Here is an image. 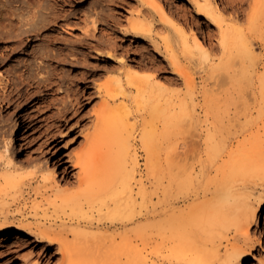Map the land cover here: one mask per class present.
Masks as SVG:
<instances>
[{
    "label": "rangeland",
    "instance_id": "obj_1",
    "mask_svg": "<svg viewBox=\"0 0 264 264\" xmlns=\"http://www.w3.org/2000/svg\"><path fill=\"white\" fill-rule=\"evenodd\" d=\"M1 1L4 3L8 2V0ZM21 1L17 3L12 2L13 4L11 3V5L20 4ZM68 1L70 4L67 3ZM169 1L170 0H167L166 3L170 5L171 1ZM182 1L189 3V0ZM217 1L223 9L224 16L226 17V24L224 23L223 29L219 28L215 23L207 21L206 17L203 15H195V17L190 16L186 18L184 20V27H182L185 30V26L188 27L190 24L197 28L196 30H198L201 41L200 46L203 48L207 47V49L210 51V54H208V52H201L203 48L200 50L198 47H194V45L196 46L195 42L197 40L191 37L190 46H187V50L185 46L181 45L177 41L169 42V44L172 43V49L167 52V57L158 56L157 58L153 55L155 51V44L152 43L151 40L138 34L130 33L126 30L130 26L131 20L139 17V15H137L138 9H144L143 6L141 7L139 5L138 0H131L128 3L125 0H23V3H21L22 6L24 2H28L29 7H31L33 4L34 6L31 8L34 9L36 6L38 9L35 7V10H38L39 12L42 11L43 13L44 11L48 10L46 12L47 14L49 11V13H52L55 10L54 8H56L55 12L58 11V13H56L60 16L57 21L52 24L54 26L51 25L50 28L47 27L43 29L42 34H46L45 37L41 34L42 37L40 36L39 39L29 42L25 50L26 52L22 51L10 59H2V56H4L3 53L9 49L10 43L7 42L5 38V40H0V131H3L2 133L4 134V138L7 141L9 140V146L11 145L9 151H7L8 155L11 158L14 157L12 159L15 161L19 160L18 162H21V165L23 163L22 166H19L21 169L18 168L16 171L18 173H16V178L13 179L10 176H4V172L6 171H4L2 165L0 167V212H9L12 215L10 216V220H15L16 223H19V221H22V219H24L25 223H42L50 218V221L53 223V233L60 234L63 237L66 236L68 240L73 241L75 238L73 231L63 229V225H69L73 221L71 218L72 212L71 210H62L58 207L63 196L69 193L62 189L68 185H72L71 190L68 191L77 192L80 189L86 187V185L78 186V172L80 166L77 165V162H80L81 159L88 160L91 157V152L89 151L90 147L86 141V138L89 137V134L91 135L94 133V131L96 132L97 126L99 125L96 122H99L98 114L99 116L104 115V117L106 116L108 118L116 114L122 118L123 112H127V109H129L130 116L128 123L131 126L128 132L124 130V134L122 135L123 138L129 137L127 138V145L129 147L128 152H125V149L123 150V148L118 146L115 141L112 142V161L110 162L112 171L109 169L107 178L102 180L101 183L92 182L90 184L88 193L89 195H86V199L90 198L89 200L98 203L102 201H107L110 203H114L117 200L125 201L130 198L129 188L132 187L134 197H136V207L124 210L123 212H120L119 215H113L114 217H110L108 219L103 218L102 221H99V226L85 227L84 232L82 231L78 234V238L79 240L84 238L91 244V247L89 248L90 258L88 263L96 258L98 259V264H101L104 261L111 262L116 260L128 262V264H143L140 258L145 255L148 260V264H191L190 261L186 260V258L188 259V256H185V252L186 250L190 251V249L194 247L195 244L198 245L199 241L202 239L199 235V226L193 224L195 223L193 216L195 214L198 215L199 213H193V215H189V210L188 214H186L187 211H185L184 207L188 203H198L200 199L202 205L209 204L208 202H210V199L214 197V189H218L219 187L231 182H234L239 188H241L242 191H249L248 193H251V196L253 195V197H255L263 190L262 188L264 182V137L262 136L264 135V38H262V36H264V26L258 27L260 24L264 25V21L258 23L255 29L256 32L254 31V27L252 30H250V22L247 23L249 21L248 14L252 11L249 6L255 5L256 7L258 5V7H260L262 4V8L260 7L261 13H259L260 16H258L259 18L264 13V0ZM244 2L246 4L243 6L242 4ZM2 3L0 2V5ZM247 3H249V5ZM40 5L42 7H40L39 10ZM28 6L27 3L24 4V7ZM94 6L98 9H96L97 11L94 10ZM171 6L174 7L173 9H175L176 12H181V2L173 1ZM46 7L47 10H45ZM62 7L63 9L59 11V8L61 9ZM253 8L254 7H252V9ZM244 9L247 11L246 16ZM62 11L64 12L63 14ZM237 12H240L241 16H244L241 18L242 20H240V22H236L235 20ZM88 13H92L91 15L93 16H96V14L99 13V16H101L100 20L102 21L99 30L100 33L99 31L97 32L99 33L97 34L99 41H97L98 39L95 37H91V48L89 47V49L87 48L88 50H84V53L86 52V58L88 57V61L90 60V63L88 62L89 66H77L73 62L68 60L65 61L61 58H56L52 61L45 60L46 62L43 61V64L45 65L43 69L45 70L48 66H50V64L46 65L47 63H51V66L54 70H52L51 66L48 67L47 70L56 71V76L54 77L56 84L53 86L54 88L50 85H47V87L41 86L42 88L38 96L29 95V97L27 94L25 96L23 95L19 97L20 93L23 91L22 89L26 87L29 88V86L25 87V83L19 82L21 81L20 78L22 79L23 76L25 77V75H21V77L18 75L22 74V72L24 74V69H26L25 63L32 58L30 52H32L36 46L34 45L35 42L36 44L38 43L37 46L47 42L45 45L52 49L53 46H56L57 48H54L56 51L60 47L62 48L59 50L63 51L71 49L69 56L72 58L74 55L72 51L74 44L70 39H72V41L75 40L79 35H82V30L84 28L91 25V23L88 22L87 25L84 24L85 22L82 19V15L85 16V14ZM3 14H5L7 17ZM0 15L1 17L5 16L3 17L4 19L6 18L5 21H3L4 19L2 18V21L0 20L2 23H0V26H3L5 29H7L4 30L2 27L0 29V33H2L4 31H8V28L11 29L17 20H14V14H6V12L3 10L0 12ZM8 15L10 16V20ZM141 17L145 20L146 25L153 29L157 43L164 47L166 45L168 36L172 34V25L170 23H165L159 15L153 19L146 9L143 10ZM91 18L92 16L89 17V19ZM11 20L13 22L12 24L9 23V25H11L9 26L7 21L11 22ZM77 20L80 21L78 22ZM75 21L79 24H77ZM235 23L236 26L234 25ZM238 25L246 28L248 31L247 34H249V39L252 37V34L253 36L255 35L253 40L250 39V41L248 39L250 43L252 42L253 46L258 52V58L256 59L255 65H253L251 60L248 58V55L242 54L249 48V46H242L241 44L239 45L234 39L236 30L239 27ZM51 33L52 35H50ZM108 33L112 35H109ZM55 34L57 37H55ZM108 35L110 37L113 36V38L109 37L110 40H113L114 37L117 36V38L114 39V45H112V40L108 41ZM51 36H53V38L55 37L56 39L58 37L59 38L57 40L55 38L52 40L53 38H50ZM102 36H106V41H103L104 37ZM61 39H64V41ZM41 40L43 42H41ZM115 40L118 45L117 48H115ZM67 41H69V43H67ZM93 42L96 46L93 44ZM109 42L112 43V48ZM104 43L107 45L106 47ZM70 46L73 47L70 48ZM113 49L117 51L113 52ZM207 49L206 51H208ZM99 50L101 53H99ZM109 50L114 53L115 56H118H116L115 59L108 57L106 53ZM235 50L239 53L237 54ZM90 52L92 55H90ZM121 56L122 58H125L121 59ZM150 57L154 58V60L151 62H149ZM22 58H25L23 59L24 62L23 60H20ZM121 60L125 61V67L121 65ZM161 61H164L165 63H176L183 68L184 74L181 75L177 72H174L171 67L157 72V68L159 67L158 64ZM52 63L56 69L53 67ZM100 63H104L103 67L101 66L102 64L100 65ZM105 64L108 65L106 66ZM131 64L133 66L135 65L134 67L136 68L139 67L138 69L140 72H134L138 73L137 75L140 74L143 77L146 75V77H149V74H152L151 71L153 73H159L157 75V79L163 81L166 88L164 90H161L160 88V93L158 92V89H156L154 94L156 96L161 95L160 103H164L163 98L168 97L170 100L169 108L171 109H168V112L170 115H172L173 120H169L171 123H168L167 120L164 121L162 116L163 110L160 111L159 108L154 110L150 107V105H142L140 107L138 106V104H141L135 100L138 94L137 92L139 91L136 89L135 84H130V88L127 89L126 93H118V99L116 102L120 103L121 105L123 104L124 106L120 105V108H117L116 112L112 110L109 111V104H111L112 101L110 102L108 100L107 102H104L105 96L98 94L99 92L96 89V84L100 83L101 81L106 83V86L113 84L114 75L120 71L118 67H121V70L130 68V71H132L134 69L132 68ZM141 64H144L143 67ZM98 65H100V67H98ZM110 66L117 67V71H115L116 69L114 67L110 69ZM15 68H18L19 70ZM44 70L42 71L45 75L47 70H45V72ZM98 72H102V74L104 73V77L103 75L101 77H97L98 74L93 75V73ZM125 72L127 73V70H125ZM25 74L27 75V72ZM140 75L139 77H141ZM85 76L87 77L88 81L90 78L89 83L87 80H85ZM91 77L94 78L93 83L96 84L95 86L94 84L91 85L87 91L86 87L89 84H92L93 81ZM107 78H112L113 83ZM2 79L4 81H2ZM16 81L20 83H18L20 88H16ZM124 82H126L125 85H127L126 79ZM4 83L10 84L7 87H2L4 86ZM6 89L8 96L4 100L3 97L6 94L4 93V90ZM243 89L245 91H243ZM94 90L97 93H95ZM11 91L12 93H10ZM90 91L93 96H89L91 95ZM165 95L167 96L165 97ZM1 96L3 97L1 98ZM79 99H83L85 104L78 107L75 102L77 103ZM122 101L123 103H121ZM101 103H103V105H101ZM175 103L177 105H175ZM142 104H146V102H142ZM180 104L182 105L180 106ZM68 105L71 107L74 106L76 110L74 107L70 108ZM183 105H185V107ZM161 108L163 109V107ZM125 109L126 111H124ZM112 112L114 114L110 115ZM174 116L179 119V125L175 123L176 118ZM253 136L255 138H253ZM259 139L260 141H258ZM250 140H253V142L250 143ZM254 142H260L259 144L261 147L257 149L254 148ZM2 144L0 143V149L1 151H5L6 148ZM246 145L249 146V149ZM215 146H217L216 151ZM174 147H177L175 149L176 152L174 150L176 153L175 156L172 151ZM212 147H214V149ZM102 150L103 149L100 151ZM170 151H172L173 154ZM251 152L253 153V156ZM167 153L171 156H166ZM260 153L262 155H260V157L259 155L257 156V154ZM177 154L179 156H177ZM210 158H212L211 161H209ZM236 158L243 162V171L241 169L235 171L233 166H231L233 165L232 163H234ZM168 160L169 162H167ZM261 160H263V162H261ZM255 161L260 165L255 164ZM185 163L189 165L187 166ZM170 164H172V167H177L172 169ZM178 165L181 168L178 167ZM254 165L255 168L253 167ZM159 166H161L160 170ZM169 167L171 168L170 170L168 169ZM249 167L252 168L250 169ZM261 167L262 169H260ZM118 168H120V171H118ZM157 168L158 171H160L158 174V171H155ZM178 168L184 173H180ZM182 168L184 169L182 170ZM50 169H52V171L54 170L53 173L55 179L53 181L46 177L47 173L51 171ZM214 169H216V171ZM174 170L179 175L175 173V176ZM228 170L229 172L226 173ZM118 172L119 174H117ZM155 172L156 174H154ZM196 172L200 174H197ZM232 172L234 173L231 174ZM225 174L227 175L224 177ZM213 175L216 176L214 177ZM169 176L170 179H172V183L170 184H173L172 187L169 185L168 189H166V193L164 194L162 192L163 187L161 186V188L158 190V193H156L155 190L157 183L159 181H163L164 184H167ZM188 176L191 180L188 178ZM213 177L214 179H212ZM210 178L213 182L209 180ZM178 179L182 181L180 182ZM193 179H195V182L192 181ZM197 180L200 182H197ZM188 181L189 183H192L188 184ZM196 182L197 184H195ZM106 183L108 184L106 185ZM218 183L219 187L217 185ZM104 186H106L105 189ZM167 186L168 185H166V188ZM188 186L189 188H187ZM36 187L38 189H36ZM102 187L103 190H101ZM82 195L83 194H81V196ZM83 197L85 196L83 195ZM203 201L205 202L202 203ZM155 206L161 209V211L164 208L167 210L160 215L156 212V215H152L149 218H142V216H144L147 211L152 214ZM180 209L184 210L185 212H179ZM202 210L203 209L199 211ZM132 213L136 215L133 221L128 219L127 216L128 214ZM172 214L173 216H171ZM174 216L175 219L173 218ZM259 217L260 222L254 223L252 226V236L256 238V250L254 251L257 254L260 253L258 256L261 259H264V207L260 211ZM105 220L107 223H104ZM184 230H187V232H184ZM216 230L218 231H216V247L219 245L218 247L220 248V251L218 252V255H216L215 263L212 264H221L222 257L220 256L224 254L227 237L233 238V236L238 234L239 231L236 229L235 225H230L224 229L221 228ZM188 231L190 232L189 235H192L190 237V243H184L181 248L180 246L174 247L173 240L176 237L188 235L186 234L189 233ZM10 232L15 233L13 230ZM10 232H8V230H2L0 232V264H25V261H28L29 259L31 260H29L26 264H74L72 261H69L68 257H63L62 253L59 251L60 249L58 244H56V248H54V245L51 246L46 243V241L39 242L36 237L28 234V232L27 234L25 233L22 235L23 238H21V240L23 242L19 239L15 242V244H13L11 243L12 241L2 239L4 234H10ZM96 232L98 235H93ZM102 234L106 235V239L105 236H102ZM112 237H115V242L111 240ZM123 237H128L130 241L123 245H118L117 243ZM221 237L222 239L219 240ZM194 240L195 242H193ZM6 243L9 245H6ZM140 248H143V250L140 251ZM179 250L181 255L178 252ZM31 253L33 257L31 256ZM58 254L60 259L56 258L58 257ZM28 255L30 257H28ZM138 256L140 258H138ZM48 258L49 260H46ZM245 261H250V263L253 264L260 263L258 259H254L251 256L246 257Z\"/></svg>",
    "mask_w": 264,
    "mask_h": 264
},
{
    "label": "bare ground",
    "instance_id": "obj_2",
    "mask_svg": "<svg viewBox=\"0 0 264 264\" xmlns=\"http://www.w3.org/2000/svg\"><path fill=\"white\" fill-rule=\"evenodd\" d=\"M21 0H8L7 3H4L3 1L0 0V2L2 3L0 5V12L5 11L6 14L9 13V14H14L15 15V21L16 23L13 25V27L11 29H9L8 27V31H4L2 33H0V40L3 39V40H7V42H9L8 45L9 46V49L3 53L4 56H2V59H10L12 57H15V55H17L18 53L22 52V51H25L26 50V47L27 45L29 44V42H32V40H36V39H39V37L41 36L42 34V31L43 29L49 27L55 22L57 21V19L59 18L60 15H58V11L55 12L56 8H54L55 10L52 12V13H49L48 14L46 13L48 10H47V7L45 10L47 11H44L42 13V11H38V10H35V7L34 9L31 8L33 7L34 5L32 4L31 7L28 6V2L27 3V6L29 7H24V4H26L24 2L23 6L21 3H23V0L21 1V5L20 4H17V5H11V3H17V2H20ZM25 1V0H24ZM27 1V0H26ZM64 1V0H63ZM124 1V0H123ZM128 2H130L131 0H125ZM139 1V5L142 7H144V9L147 10V12L149 13L150 16L154 18H156L158 15L160 16V18L165 22V23H170L172 25V34L168 36V39L166 41V45L163 47L161 44L157 43L156 41V36H155V33L153 31L152 28H149L147 25H146V22L145 20L141 17L142 15V12H143V8H139L138 11H137V15H139V17H137L136 19L134 20H131V23H130V26L126 29L128 32L130 33H135V34H138L140 36H143L145 38H148L149 40L152 41V43L155 44V51L153 53L154 56H156L158 58V56H165L167 57V52L170 51L172 48V43L169 44V42H173V41H177L179 42L181 45L185 46L186 47V50L187 48L190 46V41H191V37L195 40H197L195 43H196V46L194 45V47H198L200 50H202V46L201 45V41H200V38H199V33H198V30H196L197 28H195L193 25H188L185 26V30L184 28V20L190 16L192 17H195V15H203L204 17H206V20L209 21V22H212V23H215L216 25H218L219 28L223 29V25L226 21V17L224 16V11L223 9L221 8V6L219 5L218 1L217 0H189V3L187 2H183L182 0H170L171 3L173 1H177V2H181V6H180V10L181 12H176L175 9H173L174 7L171 6V3L170 5L166 3L167 0H138ZM169 1V2H170ZM243 1V0H242ZM115 2V1H114ZM136 2V1H135ZM257 2V1H256ZM255 2V3H256ZM12 3V4H13ZM66 3V2H65ZM69 3V1L67 2ZM74 3V2H73ZM240 3V2H239ZM70 4V3H69ZM244 4H246L245 2L242 4L244 6ZM249 5V3H247ZM251 4V3H250ZM175 5V4H174ZM26 6V5H25ZM53 6V5H52ZM63 6V4H62ZM40 7H42L41 5L39 6V10H40ZM45 7V6H44ZM95 7V6H94ZM176 7V5H175ZM251 8V12L248 14V19L249 21L247 23L250 24V30H252V28L254 27V31L256 32V26L258 25L259 22L261 21H264V13L262 14L261 17L258 18V16H260L259 13L260 12V7L262 8V4L260 5V7H258V5L255 7V5H251L249 6ZM252 7H254L252 9ZM89 8V7H88ZM112 8V7H111ZM36 9H38V7H36ZM49 9V8H48ZM63 7L60 9L59 8V11L62 10ZM97 8L95 7L94 10H96ZM42 10V9H41ZM44 10V8H43ZM50 10V9H49ZM52 10V8H51ZM98 10V9H97ZM96 10V11H97ZM245 10V16H246V9ZM250 11V10H249ZM241 12V11H240ZM240 12L236 14L235 16V20L236 22H240V20H242L241 18L244 17V16H241ZM244 12V11H243ZM64 12L62 11V14ZM69 13V12H68ZM60 14V13H59ZM61 14V15H62ZM81 14V13H80ZM79 14V15H80ZM83 14V13H82ZM92 14V13H91ZM91 14H85L82 15V19L84 20V24H88V23H91L90 26H87L86 28H84L82 30V35H79L75 40L71 42L74 44V47L73 46H70L74 48H72V51L74 53L73 57L71 58L69 55V53L71 52V49H68L67 51H63V50H59L60 48L62 47H58L59 49H57V51L54 49V48H57L56 46H53V49L50 48L49 46L45 45L47 42H45V44H42L40 46H37L38 43L34 45H36L34 47V49L32 50L31 53V56L32 58L30 59L29 57V61L25 63L26 65V69H24V74L22 72V74L18 75L21 77V75H25V77L23 76V78L19 81L21 83H25V87L26 86H29L22 89L23 90L19 97L20 96H25L28 94L29 95H34V96H38V94L40 93V90H41V86H44V87H47V85H50L51 87H53L55 84H56V81H55V72L56 71H52L54 70L51 66V63H47L46 65L50 64L52 70H47L48 67L50 66H46L47 68L45 70L46 73L45 75L43 74V71L44 70L43 68L45 67V65L43 64V61L45 60H55L56 58H61L62 60H65V61H71L73 62L74 64H76L77 66L79 65H83L84 67L86 66H89L88 64L90 63L88 61V57L86 58L85 56V53H84V50L85 49H89V47L91 46V41H90V38L92 37H95L96 39H98L97 41H99V38H97V34L100 33V25L102 23V21L100 20V17L99 16V13L96 14V16H93ZM5 15V14H3ZM69 15V14H68ZM109 15V14H108ZM244 15V14H243ZM6 16V15H5ZM3 16V17H5ZM9 16V15H8ZM67 16V15H66ZM91 19H89V17H91ZM3 17H1L0 15V20L1 18L4 19ZM7 17V16H6ZM14 17V16H12ZM113 17V16H111ZM9 20H10V16L8 17ZM117 18V17H116ZM6 19V18H5ZM5 19L3 21H5ZM62 19V18H61ZM77 19V18H76ZM81 19V18H80ZM114 19V18H113ZM118 19V18H117ZM244 19V18H243ZM8 20V19H7ZM82 20V21H83ZM2 21V20H1ZM0 21V23H1ZM78 21V20H77ZM80 21V20H79ZM78 21V22H79ZM81 21V22H82ZM8 22V25L9 23L12 24V20L11 22L7 21ZM76 22V21H75ZM78 22H76L77 24H79ZM80 22V23H81ZM88 22V23H87ZM231 22V21H230ZM2 24V23H1ZM7 24V23H5ZM4 24V25H5ZM83 24V26H84ZM109 24V23H108ZM226 24V23H225ZM186 25V24H185ZM236 26V23L234 24ZM241 25V24H240ZM247 25V24H246ZM11 26V25H9ZM54 26V25H52ZM239 26V25H238ZM244 26V25H243ZM260 26H264V25H258V27ZM3 26H0V29L2 28ZM76 27V26H75ZM80 28V27H78ZM4 30H7L3 27ZM53 29V28H52ZM82 29V28H81ZM50 30V29H49ZM56 30V29H55ZM58 30V29H57ZM46 31V30H45ZM99 31V33H97ZM102 31V30H101ZM126 31V32H127ZM57 32V31H56ZM81 32V30H80ZM251 32V31H250ZM44 33V32H43ZM248 31L246 30V28H243L241 26H239L236 30V33H235V37L234 39L238 42V44L242 45V46H249V48L247 50H245V52H243L242 54H245V55H248V58L251 60V62L253 63V65L256 64V59L258 58V52L256 50V48L253 46L252 42L250 43L248 41V36L249 34H247ZM53 34H54V31H53ZM57 34V33H56ZM55 34V37H57ZM60 34V33H59ZM109 34V33H108ZM255 34V33H254ZM43 35V34H42ZM46 35V34H45ZM45 35H43L45 37ZM52 35V33L50 34ZM102 35V34H101ZM109 35H112V34H109ZM107 36L108 39L110 36ZM100 36V35H99ZM98 36V37H99ZM255 36V35H254ZM252 34V37L250 35V39L253 40V38H255ZM42 37V36H41ZM54 37V38H55ZM61 37V36H60ZM104 37V36H102ZM113 38V36H111ZM110 37V38H111ZM5 38V39H4ZM49 38V36H48ZM50 38H53V36H51ZM54 38L52 40H54ZM59 38V37H58ZM57 38V39H58ZM101 38V37H100ZM106 36L104 37V40L103 41H106ZM117 38L114 37V39ZM262 38H264V36H262ZM41 39V38H40ZM44 39V38H43ZM56 39V38H55ZM56 39V40H57ZM74 39V38H73ZM102 39V38H101ZM114 39L112 40L113 44L110 43V46L111 44L114 45ZM249 39V40H250ZM62 40V39H61ZM92 40V39H91ZM110 39L108 41H111ZM134 40V39H133ZM45 41V40H44ZM64 41V39L62 40ZM96 41V42H97ZM107 41V42H108ZM200 41V42H199ZM251 41V40H250ZM5 42V43H7ZM40 42V41H39ZM41 42H43L41 40ZM55 42V41H54ZM116 42V40H115ZM51 43V42H50ZM64 43V42H63ZM67 43H69V41H67ZM71 43V44H72ZM102 43V41H101ZM198 43V44H197ZM52 44V43H51ZM72 44V45H73ZM94 44V42H93ZM119 44V43H118ZM45 45V46H44ZM50 45V44H49ZM68 45V44H67ZM95 45V44H94ZM100 45V44H99ZM105 45V43H104ZM116 47H118L117 45V42H116ZM203 45V44H202ZM6 46V45H5ZM62 46V45H61ZM65 46V45H64ZM93 46V45H92ZM96 46V45H95ZM98 46V44H97ZM107 45H105L106 47ZM109 46V45H108ZM188 46V47H187ZM94 47V46H93ZM92 47V48H93ZM104 47V46H103ZM102 47V48H103ZM5 48V47H4ZM8 48V47H7ZM66 48V47H65ZM91 48V47H90ZM97 48V47H96ZM112 48V46H111ZM109 48V49H111ZM148 48V47H147ZM205 48V47H204ZM201 51V52H204V53H207L210 54L209 52V49H207V47L205 48V50ZM64 49V48H63ZM67 49V48H66ZM87 49V50H88ZM101 49V48H100ZM190 49V48H189ZM197 49V48H196ZM206 49L208 51H206ZM91 50V49H90ZM199 50V51H200ZM239 50V48H238ZM243 50V49H242ZM5 51V50H4ZM113 52L117 51L115 49L112 50ZM174 51V50H173ZM190 51V50H189ZM236 51V50H235ZM26 52V51H25ZM153 52V51H152ZM88 53V51H87ZM99 53L100 50H99ZM105 53V51H104ZM236 53L238 54L239 52L236 51ZM235 53V54H236ZM241 53V52H240ZM2 54V55H3ZM26 54V53H25ZM108 55V57L110 58H116V55L114 53H112L110 50L106 53ZM105 54V55H106ZM84 55V56H83ZM87 55V54H86ZM89 55V54H88ZM90 55H92V53L90 52ZM121 55V54H120ZM98 56V55H97ZM26 57V56H24ZM104 57V56H102ZM153 57V56H152ZM150 57L149 58V62L153 61L154 58ZM27 58V57H26ZM98 58V57H97ZM121 59H124L125 57L122 58V56L120 57ZM242 58V57H241ZM1 59V58H0ZM25 58H22L20 60H23ZM111 59V60H112ZM118 59V57H117ZM2 60V62H3ZM58 61V60H57ZM110 61V60H109ZM19 62V61H18ZM22 62V61H21ZM24 62V60H23ZM46 62V61H45ZM89 62V63H88ZM102 62V61H101ZM106 62V61H105ZM104 62V63H105ZM244 62V60H243ZM242 62V63H243ZM54 63V61H53ZM52 63V65H53ZM59 63V62H58ZM104 63H100V65L103 67ZM117 64V63H116ZM145 64V63H144ZM143 64V65H144ZM23 65V64H22ZM21 65V66H22ZM91 65V64H90ZM100 65H98V67H100ZM106 65V64H105ZM108 65V64H107ZM106 65V66H107ZM121 65L122 66H126L125 64V61L124 60H121ZM132 65V64H131ZM140 65V64H139ZM142 65V64H141ZM142 65V67H143ZM117 66V65H115ZM113 66L115 69L117 67ZM119 66V65H118ZM128 66V65H127ZM135 66V65H134ZM132 65V68L134 70L130 71V68H125L123 70H121L122 68L121 67H118V69H120L119 73H116V75H114V83L112 82V78L109 79L111 80L110 82H112L113 84H110L109 86H106V83H103L102 81L100 83H95L96 84V89L97 91L99 92L98 94L100 95H104L105 96V101L104 102H107L108 100L111 102V104H109V111L112 110V111H117L116 109L117 108H120L119 106L121 105L120 103H117V99H118V93L119 92H123L126 93L127 89L130 88V84H135L136 85V89H138L139 91L137 92V96L135 98L136 101H138V103H140L141 105L138 104V106H147V105H150V107L152 109H156V108H159L160 111L163 110V113H162V116L164 118V121L167 120L168 123H171L169 120H173L172 119V115L169 114L168 112V109L170 110L171 108H169V105H170V100L167 98H163L164 99V103H160L161 101V95H158L156 96L154 94L155 90L158 89V92L160 91L159 89L161 88V90H164L166 87H165V83L163 81H160V79L158 80L157 79V75L159 73H153L151 71L152 74H149V77H146V76H140L142 77H139V75H137L138 73L136 72H140V70L136 67H134ZM138 66V65H137ZM158 68H157V72H160V71H163V70H166L168 67H171L174 72H177L181 75L184 74V70L181 66L177 65L176 63H165L164 61H161L159 64H158ZM54 67V65H53ZM112 66H110L109 68H113ZM258 67V66H257ZM22 68V67H21ZM50 68V69H51ZM55 68V67H54ZM82 68V67H81ZM108 68V67H107ZM12 69V68H11ZM15 69H18V68H15ZM56 69V68H55ZM84 69V68H83ZM86 69V68H85ZM99 69V68H98ZM109 69V70H110ZM248 69V68H247ZM19 70V69H18ZM44 70V72H45ZM92 70V69H91ZM125 70H127V73L125 72ZM23 71V70H21ZM90 71V70H89ZM105 71V70H104ZM114 71V69H113ZM117 71V69L115 70ZM130 71V72H129ZM136 71V72H134ZM17 72V71H16ZM27 72V75L25 74ZM47 72H48V75H47ZM83 72V71H82ZM85 72V70H84ZM83 72V73H84ZM103 72V71H102ZM102 72H98V73H93V75H97V77H101L103 74ZM14 73V72H13ZM90 73V72H89ZM107 73V72H106ZM112 73V72H111ZM57 74V73H56ZM92 74V73H91ZM90 74V75H91ZM113 74V73H112ZM111 74V75H112ZM92 75V76H93ZM106 75V74H105ZM108 75H109V72H108ZM113 76V75H112ZM1 77V76H0ZM86 77V76H85ZM94 77V76H93ZM96 77V78H97ZM104 77V75H103ZM58 78V77H57ZM17 79V78H16ZM61 79V78H60ZM91 79H93L92 81V84H87L88 86L86 87L87 88V91L88 89L91 87V85H93L94 83V78L91 77ZM99 79V78H98ZM106 79V80H107ZM126 79L127 81V85L126 82H124V80ZM57 80V79H56ZM63 80V79H62ZM87 80V77L86 79ZM105 80V81H106ZM2 81H4L2 79ZM18 81V80H17ZM16 81V82H17ZM88 81V80H87ZM89 81H90V78H89ZM88 81V83H89ZM100 81V80H99ZM187 81V80H186ZM190 81V79H189ZM19 82L16 83V88H20L19 87ZM98 82V81H97ZM107 82V81H106ZM3 83V82H2ZM19 83V84H18ZM71 83V82H70ZM108 83V82H107ZM190 83V82H189ZM10 84V83H9ZM8 83H4V86L2 87H7L9 85ZM59 84V83H58ZM94 84V86H95ZM263 84V83H262ZM14 85V84H13ZM18 86V87H17ZM54 88V87H53ZM262 88V87H261ZM3 89V88H2ZM52 89V88H51ZM93 89V88H92ZM90 89V90H92ZM95 89V88H94ZM12 90V89H11ZM15 90V89H13ZM17 90V89H16ZM43 90V89H42ZM168 90V89H167ZM208 90V89H206ZM3 91V90H2ZM5 91V92H4ZM3 92L6 93L3 96H1V98L3 97V99L5 100L8 96L7 94V89L4 90ZM55 91V90H54ZM95 91V90H94ZM131 91V90H130ZM129 91V92H130ZM243 91H245L243 89ZM19 92V91H18ZM17 92V93H18ZM43 92V91H42ZM128 92V93H129ZM164 92V91H163ZM212 92V91H211ZM214 92V91H213ZM12 93V91L10 92ZM95 93H97L95 91ZM157 93V91H156ZM160 93V92H159ZM90 94L89 96H93L91 91H90ZM161 94H162V91H161ZM248 94V92H247ZM3 95V94H1ZM169 95V94H168ZM246 95V93H245ZM262 95V94H261ZM26 96V97H28ZM88 96V97H89ZM167 95H165L166 97ZM12 97V96H11ZM9 97V98H11ZM30 97V96H29ZM28 97V98H29ZM33 97V96H32ZM77 97V96H76ZM75 97V98H76ZM79 97V96H78ZM120 97V96H119ZM134 97V95H133ZM170 97V95H169ZM172 97V96H171ZM247 97V95H246ZM92 98V97H91ZM103 98V97H102ZM13 99V98H12ZM19 99V98H18ZM17 99V100H18ZM78 99V98H77ZM103 99V100H104ZM3 100V101H4ZM87 100V99H86ZM101 100V98H100ZM2 101V100H1ZM74 101V100H73ZM71 101V102H73ZM76 101V99H75ZM74 101V102H75ZM83 101V102H82ZM134 101V99H133ZM173 101V100H172ZM66 102V101H65ZM70 102V100H69ZM100 102V101H99ZM142 102H146V104H142ZM184 102V101H183ZM117 103V104H116ZM123 103V101L121 102ZM177 103V102H176ZM175 103V105H177ZM69 104V103H68ZM72 104V103H71ZM75 104L79 107V106H82L84 105V100H78L77 103L75 102ZM101 105H103V103H101ZM113 105V106H112ZM123 105V104H122ZM121 105V106H122ZM126 105V104H125ZM137 105V104H136ZM173 105V104H171ZM182 104H180L181 106ZM70 106V105H68ZM124 106V105H123ZM127 106V105H126ZM185 107V105H183ZM74 107V106H72ZM70 106V108H72ZM128 107V106H127ZM163 107V109L161 108ZM172 107V106H171ZM69 108V109H70ZM122 108V107H121ZM75 109V107H74ZM124 109V108H123ZM76 110V109H75ZM121 110V109H120ZM180 110V109H179ZM122 111V110H121ZM126 111V109L124 110ZM173 111V109H172ZM181 111V110H180ZM108 112V111H107ZM123 112V111H122ZM156 112V111H155ZM158 112V110H157ZM156 112V113H157ZM171 113V112H170ZM184 113V111H183ZM111 114H114L113 112L110 113ZM129 109H127V112H123V117L121 118L120 116L114 114L113 116L111 117H104V115H101L99 116L98 114V117H99V122L96 121L99 125L97 126V129H96V132L94 131L93 134H89L88 138H86V141L87 143L89 144V151L91 152V157L88 159V160H80V162H77V165L80 166V169H79V176H78V186H82V185H86V187L80 189L79 191H68V190H71V187L72 185H68L67 187L63 188L62 190L64 191H67L69 192L67 195L63 196L62 198V201L61 203L58 205L59 208H61L62 210H71V214H72V219L73 221L71 222V224L69 225H63V229L64 230H72L73 233H74V240L71 241V240H68L65 237H63L62 235L60 234H56V233H53V223L50 221V218H48L47 221H44V222H36V223H30V222H24V219H22V221H19V223H16L15 220H10V216H12L9 212L7 211H1L0 212V232L2 230H8V232H10L11 230L15 231V233H11L10 234H4V237L2 239H5V240H9V241H12L11 243L15 244L16 241H18L19 239L21 240V238H23V234H31L33 237H36V239L39 241V242H44L46 241V243H48L49 245H56L58 244L59 246V251L62 253L63 257L66 258L68 257L69 258V261H72V263L74 264H98V259H94L92 260L90 263H88L89 261V258H90V255H89V248L91 247L90 243L86 240V239H80L79 240V236L78 234L81 233L82 231L84 232L85 230V227H93V226H99L100 225V222L99 221H102L103 218H110V217H114L113 215H119L120 212H123L124 210H128L129 208L131 209L132 207H136L135 206V203H136V197H134V194H133V188H129V196L130 198L125 200V201H120V200H117L115 201L114 203H110V202H107V201H102V202H94V201H91L89 199H86V195L88 196L89 194V186L92 182H98V183H101L102 180H105L109 174V169H111V164L110 162L112 161L111 159V152H112V142L115 141L116 144L118 146H121V148H123V150L126 152H128V145H127V138L129 137H122V135L124 134L123 131H127L129 130L130 126L129 123H128V119H129ZM180 114V113H179ZM178 114V116H179ZM176 116V115H175ZM174 116V117H175ZM97 117V118H98ZM177 117V116H176ZM175 117V118H176ZM181 117V116H180ZM131 118V117H130ZM178 118H176V121L175 123H177L179 125L180 122L179 119L177 120ZM181 119V118H180ZM95 122V123H96ZM173 122V121H172ZM191 122V121H190ZM94 123V124H95ZM165 123V122H164ZM167 123V122H166ZM174 123V122H173ZM172 123V124H173ZM174 123V124H175ZM191 124V123H190ZM170 125V124H168ZM185 125V124H184ZM133 126V124H132ZM181 126V125H180ZM174 128V126H173ZM184 128V127H182ZM185 129V128H184ZM95 130V129H94ZM175 130V129H174ZM3 132V131H2ZM0 131V143L2 145L5 146V151H1L0 149V167L2 165V167L4 168V176L7 175L12 177L13 178H16V171L18 170V168L21 169V167L19 166H22L21 165V162L19 163L18 161H15L14 157H10L7 153V151H9V140L7 141L5 138H4V134ZM16 132V131H15ZM93 132V131H92ZM171 132V131H170ZM5 133V132H4ZM14 133V131H13ZM90 133V132H89ZM264 134V133H263ZM188 135V133H187ZM190 135V134H189ZM258 135V134H257ZM264 137V135H262ZM191 137V136H190ZM253 138H255L253 136ZM262 138V137H261ZM260 138V139H261ZM105 139V140H104ZM173 139V138H172ZM190 139V138H189ZM257 139V138H256ZM254 139V140H256ZM260 139L258 141H260ZM179 141V140H178ZM182 141H183V138H182ZM252 143L253 140H250ZM262 142V141H261ZM86 143V144H87ZM255 143V142H254ZM260 143V142H259ZM259 143H255L254 144V148H259L261 147V145ZM176 144V143H175ZM225 144V143H224ZM247 144V143H246ZM178 145V144H176ZM181 145V144H180ZM1 146V145H0ZM174 146V145H173ZM172 146V147H173ZM240 146V144H239ZM245 146V145H244ZM248 146V145H246ZM264 146V145H263ZM179 147V146H178ZM241 147V146H240ZM251 147V146H250ZM1 148V147H0ZM12 148V147H11ZM15 148V147H14ZM168 148V147H167ZM177 147H174V149L171 150L173 151L174 153V156H175V152H176V149ZM214 149V147H212ZM216 148L217 146H215V151H216ZM232 148V147H231ZM101 149H103L102 151H100ZM239 149V147H238ZM248 149H249V146H248ZM252 149V148H251ZM255 149V150H256ZM262 149V148H261ZM259 149V150H261ZM14 150V149H13ZM175 150V152H174ZM235 150V149H234ZM172 151H170L172 153ZM239 151V150H238ZM241 151V150H240ZM243 151V150H242ZM251 151V150H250ZM169 152V151H168ZM182 152V151H181ZM237 152V151H236ZM253 152V151H252ZM251 152V153H252ZM89 153V152H88ZM172 153V154H173ZM178 153V152H177ZM214 153V152H213ZM231 153V152H230ZM234 153V152H233ZM232 153V154H233ZM238 153V152H237ZM236 153V154H237ZM250 153V154H251ZM125 154V153H123ZM215 154V153H214ZM235 154V155H236ZM256 154V152H255ZM263 154V152H262ZM261 153L260 154H257V156L259 155H262ZM12 155V154H11ZM128 155V154H127ZM126 155V156H127ZM212 155V154H211ZM247 155V154H246ZM166 156H171L167 153ZM173 156V157H174ZM177 156H179L177 154ZM252 156H253V153H252ZM124 157V156H123ZM185 157V156H184ZM183 157V158H184ZM213 157V156H212ZM236 157V156H235ZM256 157V156H255ZM263 157V156H262ZM168 158V157H167ZM179 158V157H178ZM182 158V159H183ZM169 159V158H168ZM173 159V158H172ZM177 159V158H176ZM175 159V160H176ZM186 159V158H185ZM212 158H210L209 161H211ZM255 159V158H254ZM21 160V159H20ZM127 160V159H126ZM178 160V159H177ZM244 160V159H243ZM246 160V158H245ZM244 160V161H245ZM248 160H251V159H248ZM183 161H188V160H183ZM228 161V159H227ZM18 162V163H17ZM115 162V161H114ZM169 162V160L167 161ZM182 162V160H181ZM254 162V161H252ZM256 162V161H255ZM260 162V161H259ZM261 162H263V160H261ZM158 163V162H157ZM175 163V161H174ZM188 163V162H187ZM185 163V164H187ZM212 163V162H211ZM224 163V162H223ZM230 163V162H229ZM243 162L239 161L238 158H236L234 160V163H232L233 165V168L235 169V171L243 168ZM248 163V161H247ZM113 164V163H112ZM115 164V163H114ZM120 164V163H119ZM173 164V163H172ZM172 164L171 167H172ZM181 164V163H180ZM254 164V163H253ZM255 164H259V163H255ZM25 165V164H24ZM116 165V164H115ZM174 165V164H173ZM177 165V164H176ZM183 165V164H182ZM189 164H187L188 166ZM230 165V164H229ZM245 166H247L246 164H244ZM250 165V164H249ZM260 165V164H259ZM262 165V164H261ZM114 166V165H113ZM186 166V165H185ZM252 166V164H251ZM257 166V165H256ZM115 167V166H114ZM119 167V166H117ZM175 167V166H174ZM172 167V169L174 168ZM177 167V166H176ZM175 167V168H176ZM178 167H180L178 165ZM205 167V166H204ZM255 168V165L253 166ZM51 168V167H50ZM53 168V167H52ZM161 166H159V170H160ZM181 168V167H180ZM187 168V167H186ZM246 168V167H245ZM250 168V167H249ZM252 168V167H251ZM250 168V169H251ZM253 168V169H254ZM259 168V167H257ZM1 169V168H0ZM115 169V168H114ZM120 168H118V171ZM169 170L171 169L170 167L168 168ZM167 169V170H168ZM184 168H182L183 170ZM188 169V168H187ZM186 169V170H187ZM221 169V168H220ZM231 169V168H230ZM229 169V170H230ZM247 169V168H246ZM262 169V167L260 168ZM51 171H49L46 175V177L48 179H50L51 181H53L55 179V176H54V173L52 171V169H50ZM177 170V169H176ZM179 170V168H178ZM177 170V172H178ZM181 170V169H180ZM179 170V171H180ZM208 170V168H207ZM216 171V169H214ZM226 171L227 172H229ZM259 170V169H258ZM263 170H264V163H263ZM22 171V170H21ZM112 171V169H111ZM155 171H158V168L157 170L155 169ZM165 171V170H164ZM173 171V170H171ZM175 171V170H174ZM199 171V170H198ZM197 171V172H198ZM212 171V169H211ZM222 171V169H221ZM234 171V170H232ZM234 171V172H235ZM243 171V170H242ZM247 171V170H245ZM20 172V171H19ZM168 172V171H167ZM166 172V173H167ZM183 172V171H180V173ZM196 172V173H197ZM200 172V171H199ZM234 172H232L231 174H233ZM241 172V171H240ZM254 172V171H253ZM160 173V171L157 172V174ZM164 173V172H163ZM165 173V175H166ZM176 171L174 172V175H175ZM184 173V172H183ZM182 173V174H183ZM202 173V172H201ZM18 174V173H17ZM119 174V172L117 173ZM156 174V172L154 173ZM169 174V173H168ZM173 174V173H172ZM177 175H179L178 173H176ZM190 174V173H189ZM197 174H200V173H197ZM205 174V173H204ZM203 174V175H204ZM216 174V173H215ZM264 174V173H263ZM3 175V174H2ZM1 175V176H2ZM56 175V174H55ZM133 175V174H132ZM161 175V174H160ZM171 175V174H170ZM227 174L224 175V177L226 176ZM134 176V175H133ZM132 176V177H133ZM172 176V175H171ZM176 176V175H175ZM194 176H195V173H194ZM205 176V175H204ZM214 176V175H213ZM216 176V175H215ZM214 176V177H215ZM115 177V175H114ZM155 177V176H154ZM161 177V176H160ZM173 177V176H172ZM171 177V178H172ZM184 177V176H183ZM182 177V178H183ZM214 177L212 179H214ZM74 178V177H73ZM134 178V177H133ZM157 178V177H155ZM162 178V177H161ZM181 178V177H180ZM179 178V179H180ZM186 178V177H185ZM189 178V176H188ZM187 178V179H188ZM201 178V177H200ZM236 178V177H235ZM264 178V177H263ZM3 179V178H2ZM160 179V178H158ZM163 179V178H162ZM177 179V178H176ZM178 179V180H179ZM190 179V178H189ZM188 179V180H189ZM199 179V178H198ZM6 180V179H5ZM10 180V179H9ZM49 180V181H50ZM74 180V179H73ZM114 180V179H113ZM112 180V181H113ZM185 180V179H183ZM191 180V179H190ZM211 180V178L209 179ZM238 180V179H237ZM16 181V180H15ZM59 181V180H58ZM159 181V180H158ZM174 181V180H173ZM180 181V180H179ZM182 181V180H181ZM180 181V182H181ZM192 181L195 182V179H193ZM204 181V180H203ZM212 181V180H211ZM12 182V181H11ZM9 182V183H11ZM19 182V181H18ZM108 182H109V178H108ZM155 182V181H153ZM184 182V181H183ZM197 182H200L197 180ZM197 182L195 184H197ZM213 182V181H212ZM221 182V181H220ZM231 182V180H230ZM53 183V182H51ZM50 183V185H51ZM172 183V179H170V176H169V179H168V182L167 184L163 181H159L157 183V186H156V190L155 192L158 193V190L161 188V186L163 187L162 189V192L165 194L166 193V189H168L169 185ZM177 183V182H176ZM188 184L192 183L189 181L187 182ZM206 183V182H205ZM108 183H106L107 185ZM130 184V183H129ZM181 184V183H180ZM184 184V183H182ZM186 184V183H185ZM5 185V184H4ZM166 185L167 188H166ZM173 185V184H172ZM172 185H170L172 187ZM177 185V184H176ZM218 187H219V183L217 184ZM222 185V184H221ZM9 186V185H8ZM13 186V185H11ZM179 186V185H178ZM187 186V184H186ZM106 186H104V189H105ZM214 187V186H213ZM212 187V188H213ZM5 188V186H4ZM11 188V187H10ZM124 188V187H123ZM126 188V187H125ZM174 188V186H173ZM178 188V187H177ZM189 188V186L187 187ZM36 189H38L36 187ZM194 189V188H193ZM263 190L258 194L256 195L255 197H253V195L251 196V193H248L246 191H242L241 188H239L234 182H231V183H228L226 185H223L221 187H219L218 189H214V197L212 199H210V202H208L209 204H201V199L200 201H198V203H188L184 209L186 212V214H188L189 210H190V213L189 215H193V213H199L198 215L195 214L193 216V219L195 221V223H193L194 225L196 224V226H199V235L201 236V242L199 241V244L196 245L194 247H192L190 249V251L188 252L186 250V254L185 256L187 255L188 256V259L186 258V260L190 261L191 264H212V263H215V260H216V255H218V252L220 251V248L217 246L216 247V229H221V228H226L230 225H235L236 229L239 231L238 234L234 235L233 238L231 237H227V243L225 244V251H224V254L221 255L220 257H222L221 259V264H253V263H250V261H245V258L246 257H253L254 259H258L259 260V264H264V259H261L258 254L260 253H256L254 250H256V238H254L252 236V226L254 223H257V222H260V211L262 210V208L264 207V182H263ZM11 190V189H10ZM103 190V187L102 189ZM99 190V191H101ZM7 191V190H6ZM119 191V190H118ZM192 191V190H191ZM173 192V191H172ZM99 193V192H98ZM117 193H120V192H117ZM124 193V192H122ZM171 193V192H170ZM81 194H83L85 197H83V195L81 196ZM155 194V193H154ZM147 195V193H146ZM167 195V194H166ZM170 195V194H169ZM216 195H217V198H216ZM81 196V197H80ZM187 196V195H186ZM122 197V196H120ZM209 197V196H208ZM154 198V197H153ZM170 198V197H169ZM121 199V198H120ZM173 199V198H172ZM178 200V198H177ZM164 201V200H163ZM170 201V200H169ZM194 201V200H193ZM207 201V199H206ZM188 202V201H187ZM197 202V201H196ZM200 202V203H199ZM205 201H203L202 203H204ZM183 204V203H182ZM55 206V204H54ZM148 209H149V206H148ZM158 207H154V211L152 212V214L147 211L143 217H146V218H149L151 217L152 215H156V212L160 215V214H163L167 209L164 208L162 209H159ZM203 209L202 211H199ZM21 210V209H20ZM106 210V211H105ZM184 210H179V212L181 213H184L185 212ZM199 211V212H198ZM12 212V211H10ZM20 212V211H19ZM105 212V213H103ZM177 213V212H176ZM180 213V215H181ZM104 214V215H103ZM179 214V213H178ZM175 215V214H174ZM197 215V217H196ZM128 219H130L131 221H133L135 219V214H128ZM173 216V214L171 215ZM177 216V215H176ZM138 217V216H137ZM25 218V217H24ZM168 218V216H167ZM171 218V217H170ZM175 219V216L173 217ZM171 221V220H170ZM173 221V219H172ZM174 222V221H173ZM104 223H107V221L105 220ZM110 226V225H108ZM191 230V229H190ZM189 230V231H190ZM188 231V232H189ZM220 231V230H219ZM184 232H187V230ZM191 232V231H190ZM189 233H186L188 235H182V236H179V237H176L173 241V246L174 247H179L180 248L184 245V243H190V237L192 235H189ZM218 232V231H217ZM194 233V232H193ZM13 234V235H12ZM183 234V233H182ZM93 235H98V233H94ZM124 235V234H123ZM102 236L104 237L105 236V239H106V235L102 234ZM108 236V235H107ZM113 236V235H112ZM194 236V235H193ZM25 238V237H24ZM199 238V237H198ZM1 239V240H2ZM30 239V238H29ZM115 237H112L111 240L113 242L114 241ZM195 239V238H194ZM200 239V238H199ZM221 238H219V240H221ZM224 239V238H223ZM4 240V241H5ZM192 240V239H191ZM22 241V240H21ZM30 241V240H29ZM130 239L128 237H123L121 238V240L117 243L118 245H123L127 242H129ZM198 241V240H197ZM7 242V241H6ZM23 242V241H22ZM26 242V241H25ZM28 242V241H27ZM192 242V241H191ZM195 242V240L193 241ZM222 242V241H221ZM21 243V242H20ZM93 243V242H92ZM17 244V243H16ZM222 244V243H221ZM6 245H9L6 243ZM11 245V244H10ZM193 245V244H192ZM48 246V245H47ZM56 248V246L54 247ZM187 248V247H186ZM51 249V248H50ZM58 249V248H57ZM54 250V249H53ZM143 250V248H140V251ZM178 250V249H177ZM183 250V249H182ZM185 250V249H184ZM57 252V251H56ZM179 254L181 255V252L180 250L178 251ZM30 253V252H29ZM45 253V251H44ZM54 253V252H53ZM177 254V253H175ZM183 254V253H182ZM30 255V254H29ZM28 255V257H30ZM43 255V254H42ZM55 255V254H54ZM179 255V256H180ZM26 256V255H25ZM31 256H32V253H31ZM33 257V256H32ZM35 257V256H34ZM41 257V256H40ZM49 257V256H48ZM181 257V256H180ZM58 259L59 258V254H58V257H56ZM62 258V257H61ZM138 258H140L138 256ZM184 258V259H185ZM28 259V258H27ZM25 259V260H27ZM56 259V260H58ZM143 262V264H148L147 263V258L145 255H143V257L140 258ZM24 260V261H25ZM31 260V259H29ZM28 260V261H29ZM46 260H49L46 259ZM252 260V259H251ZM28 261H25L26 263ZM37 261V260H36ZM55 261V260H54ZM59 261V260H58ZM95 261V262H93ZM24 262V263H25ZM39 262V261H38ZM48 262V261H46ZM57 262V261H56ZM25 263V264H26ZM37 264V263H36ZM40 264V263H39ZM101 264H128V262H124V261H121V260H116V261H111V262H107V261H104L102 262ZM149 264H156V263H149Z\"/></svg>",
    "mask_w": 264,
    "mask_h": 264
}]
</instances>
